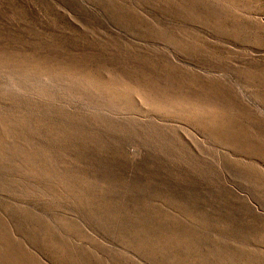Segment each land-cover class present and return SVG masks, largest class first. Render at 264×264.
Segmentation results:
<instances>
[{
  "label": "rangeland",
  "instance_id": "obj_1",
  "mask_svg": "<svg viewBox=\"0 0 264 264\" xmlns=\"http://www.w3.org/2000/svg\"><path fill=\"white\" fill-rule=\"evenodd\" d=\"M0 264H264V0H0Z\"/></svg>",
  "mask_w": 264,
  "mask_h": 264
}]
</instances>
